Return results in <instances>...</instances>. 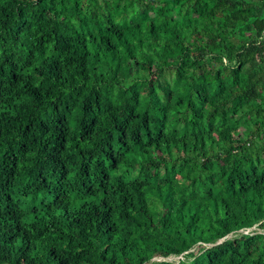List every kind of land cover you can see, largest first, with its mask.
Masks as SVG:
<instances>
[{
    "label": "trees",
    "instance_id": "1",
    "mask_svg": "<svg viewBox=\"0 0 264 264\" xmlns=\"http://www.w3.org/2000/svg\"><path fill=\"white\" fill-rule=\"evenodd\" d=\"M0 264H264V0H0Z\"/></svg>",
    "mask_w": 264,
    "mask_h": 264
}]
</instances>
